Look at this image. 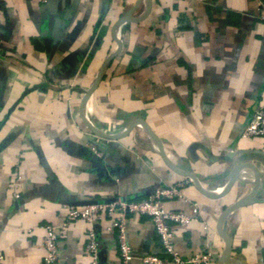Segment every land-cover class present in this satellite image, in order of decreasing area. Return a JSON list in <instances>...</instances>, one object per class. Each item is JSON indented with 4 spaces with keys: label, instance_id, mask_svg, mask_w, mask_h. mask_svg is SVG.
Masks as SVG:
<instances>
[{
    "label": "crops",
    "instance_id": "obj_1",
    "mask_svg": "<svg viewBox=\"0 0 264 264\" xmlns=\"http://www.w3.org/2000/svg\"><path fill=\"white\" fill-rule=\"evenodd\" d=\"M258 1L0 0L1 264H44L47 223L59 227L54 264H91V223L62 226L67 205L142 199L185 180L182 195L164 201L193 216L175 225L176 249L264 264V136L244 135L264 103ZM244 163L253 167L229 186ZM187 172L206 192H224H202ZM248 194L221 221L226 261L218 219ZM105 225L93 223L101 264H122L118 233ZM126 237L129 264L160 252L148 215L128 216Z\"/></svg>",
    "mask_w": 264,
    "mask_h": 264
},
{
    "label": "built area",
    "instance_id": "obj_2",
    "mask_svg": "<svg viewBox=\"0 0 264 264\" xmlns=\"http://www.w3.org/2000/svg\"><path fill=\"white\" fill-rule=\"evenodd\" d=\"M260 3V1L256 0ZM246 136H264V103L255 105L252 117L244 128ZM187 182L161 185L142 199H126L115 197L109 201H88L82 205H67V215L62 226L75 219H83L91 223L85 233V252L91 257V264H100V240L93 223L105 221L108 232L118 233L119 255L122 264H129L133 258L132 249L126 237L128 216L148 215L155 227L160 241V252H149L142 257L143 264H214V258L207 248L189 255H183L175 246V225L187 223L193 216L185 211L169 209L164 201L170 197H180L181 188ZM193 211H197L196 204ZM58 225L47 223L44 238V264H54L58 260ZM3 255L0 253V264Z\"/></svg>",
    "mask_w": 264,
    "mask_h": 264
},
{
    "label": "water",
    "instance_id": "obj_3",
    "mask_svg": "<svg viewBox=\"0 0 264 264\" xmlns=\"http://www.w3.org/2000/svg\"><path fill=\"white\" fill-rule=\"evenodd\" d=\"M128 17H122V19L121 20H124V19H127ZM119 41V40H118ZM48 43H49V39H48ZM47 43V44H48ZM49 45V44H48ZM120 48H121V44H120V41H119V47H118V49L117 50H115V51H113L112 53H110L107 57H106V59L103 61V63H102V65H101V67H100V69H99V71H98V74H97V78H96V80H95V82H94V84L89 88V89H87L86 91H85V94H84V96H83V98H82V105H83V103L87 100V98L89 97V95L92 93V91L94 90V88L98 85V83H99V81H100V79H101V76H102V73H103V70H104V68H105V66L108 64V62L119 52V50H120ZM138 121H141V122H144V121H142V119H134L132 122H131V124H130V126L133 124V123H136V122H138ZM146 128H147V130L150 132V134L155 138V140L161 145V142H160V140H159V138L153 133V131L149 128V126L148 125H146ZM162 153H163V155H164V152L162 151ZM164 157H165V155H164ZM244 166H252L253 167V165H251V164H249V163H244V164H241V165H238L237 167H235L234 168V171H233V174H232V177H231V180H230V183H229V186L233 183V181L235 180V178L237 177V173H238V171L242 168V167H244ZM186 174H188L193 180H195V182H196V184H197V186L199 187V189L202 191V192H204V193H206V194H208V195H211V196H217V195H219V194H222L223 192H221V193H218V194H210V193H208V192H206L205 191V189L203 188V186L199 183V181L197 180V178L195 177V175L193 174V173H190V172H187ZM225 190H227V189H225ZM252 194H254V193H252ZM252 194H248V195H245V196H243V197H241L240 199H238L237 201H235L234 203H232L229 207H227L222 213H221V215L219 216V219H218V223H217V228H218V230H219V232L222 234V236L225 238V240H226V243H227V252H226V261H228V259H229V257H230V249H231V245H230V241H229V238L223 233V231H222V229H221V221H222V219L231 211V210H233L235 207H237L238 205H240L242 202H244L245 200H247ZM100 264H101V252H100Z\"/></svg>",
    "mask_w": 264,
    "mask_h": 264
}]
</instances>
